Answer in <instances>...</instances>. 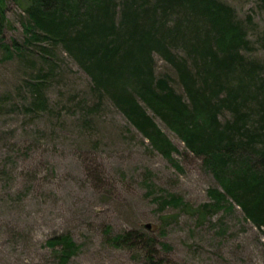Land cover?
I'll return each instance as SVG.
<instances>
[{"label":"rangeland","instance_id":"374dc122","mask_svg":"<svg viewBox=\"0 0 264 264\" xmlns=\"http://www.w3.org/2000/svg\"><path fill=\"white\" fill-rule=\"evenodd\" d=\"M18 1L3 0L0 26V264H58L46 242L59 234L79 247L67 264H149L150 255L155 264H264V227L239 206L202 221L189 209L221 189L203 157L158 117L176 150L166 157L153 148L109 99L98 101L63 49L46 80L47 108L27 110L29 85L45 66L33 49L14 48L26 47ZM222 1L247 31V57L264 61L260 0ZM155 62L183 93L171 65ZM128 232L131 244L114 240Z\"/></svg>","mask_w":264,"mask_h":264},{"label":"trees","instance_id":"16d2710c","mask_svg":"<svg viewBox=\"0 0 264 264\" xmlns=\"http://www.w3.org/2000/svg\"><path fill=\"white\" fill-rule=\"evenodd\" d=\"M18 2L28 16L26 47L14 43V48L21 54L33 49L45 66L29 85L27 110L47 108L46 80L61 48L89 75L98 101L109 99L153 148L166 157L176 150L158 117L203 157L221 189H210L213 201L189 208L199 220L234 204L264 227V61L245 54L251 42L231 5L222 0ZM4 17L0 0V26ZM156 56L174 69L183 93L170 74L157 75ZM131 234L114 240L129 245ZM46 243L58 264H67L79 248L69 234ZM148 263L155 264L151 255Z\"/></svg>","mask_w":264,"mask_h":264},{"label":"water","instance_id":"95a60500","mask_svg":"<svg viewBox=\"0 0 264 264\" xmlns=\"http://www.w3.org/2000/svg\"><path fill=\"white\" fill-rule=\"evenodd\" d=\"M148 227H150V226L148 225Z\"/></svg>","mask_w":264,"mask_h":264}]
</instances>
